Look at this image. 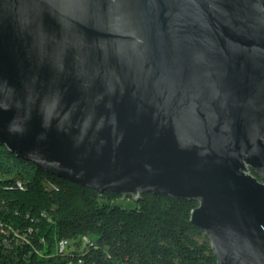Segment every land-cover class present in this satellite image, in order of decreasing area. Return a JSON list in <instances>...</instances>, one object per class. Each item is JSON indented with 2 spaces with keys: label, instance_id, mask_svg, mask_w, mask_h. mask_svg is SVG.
Instances as JSON below:
<instances>
[{
  "label": "water",
  "instance_id": "obj_1",
  "mask_svg": "<svg viewBox=\"0 0 264 264\" xmlns=\"http://www.w3.org/2000/svg\"><path fill=\"white\" fill-rule=\"evenodd\" d=\"M0 142L264 264V0H0Z\"/></svg>",
  "mask_w": 264,
  "mask_h": 264
},
{
  "label": "trees",
  "instance_id": "obj_2",
  "mask_svg": "<svg viewBox=\"0 0 264 264\" xmlns=\"http://www.w3.org/2000/svg\"><path fill=\"white\" fill-rule=\"evenodd\" d=\"M69 181L0 142V264H218L191 220L198 202ZM66 241L64 248L61 242Z\"/></svg>",
  "mask_w": 264,
  "mask_h": 264
},
{
  "label": "rangeland",
  "instance_id": "obj_3",
  "mask_svg": "<svg viewBox=\"0 0 264 264\" xmlns=\"http://www.w3.org/2000/svg\"><path fill=\"white\" fill-rule=\"evenodd\" d=\"M116 203L120 205L121 204L126 205L127 207L134 206V201H132L131 199H128L126 195H122L121 197L117 198Z\"/></svg>",
  "mask_w": 264,
  "mask_h": 264
},
{
  "label": "built area",
  "instance_id": "obj_4",
  "mask_svg": "<svg viewBox=\"0 0 264 264\" xmlns=\"http://www.w3.org/2000/svg\"><path fill=\"white\" fill-rule=\"evenodd\" d=\"M65 245H66V241H62V242H61V248H64Z\"/></svg>",
  "mask_w": 264,
  "mask_h": 264
}]
</instances>
